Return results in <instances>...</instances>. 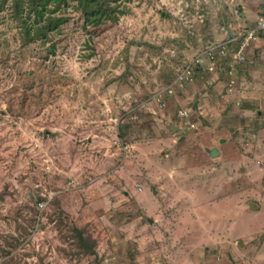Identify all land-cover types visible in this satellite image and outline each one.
<instances>
[{"label":"rangeland","instance_id":"rangeland-1","mask_svg":"<svg viewBox=\"0 0 264 264\" xmlns=\"http://www.w3.org/2000/svg\"><path fill=\"white\" fill-rule=\"evenodd\" d=\"M15 1L0 0V264H264V148L221 128L257 116L264 34L234 74L157 94L210 40L264 15V0H106L96 23L68 0L60 27L33 40ZM219 145L222 157L206 151ZM210 201L226 209L218 231L237 235L170 228Z\"/></svg>","mask_w":264,"mask_h":264},{"label":"crops","instance_id":"crops-1","mask_svg":"<svg viewBox=\"0 0 264 264\" xmlns=\"http://www.w3.org/2000/svg\"><path fill=\"white\" fill-rule=\"evenodd\" d=\"M264 12V11H263ZM261 17V16H260ZM260 17H258L257 19H256V21L260 18ZM256 21H254L253 22V24H255L256 23ZM252 23H251V25H253ZM251 25H249V26H251ZM236 27V26H235ZM232 34H234V32L232 33ZM262 34H264V30L263 31H258V36L254 39V40H252V42L250 43V45L247 47V48H245V52H246V55H247V59L246 60H244V61H242V62H238L236 59H234L231 55H224V54H222L221 52H219V50L217 49L216 51H215V53H216V59H218V61H220V67H219V70L221 71V72H219V70L217 69V71H208V70H204V71H202L201 70V72H200V74L202 73V74H206V73H216L217 75L218 74H222V75H225V73H227V74H234V72L232 71V70H230L229 72H227L229 69L228 68H231V67H234V66H236V65H247V64H251L253 61H252V59L251 58H253L252 56L250 57V53H251V50H252V46H253V42L255 41V40H258V39H260L261 37H262ZM231 35V34H230ZM230 35H224V36H226L225 38H223V39H221V40H219L218 41V39H212V40H210V43H208V44H206L205 46H203L201 49H199L197 52H200V53H203V51L205 50V48L207 47V46H209V45H212V44H219V42H221L222 40H224V39H227V38H229L230 37ZM232 36V35H231ZM195 53L193 56H195L196 54H198V53ZM259 52V51H258ZM263 53H264V48H262V59H264V55H263ZM205 55V54H204ZM192 56V57H193ZM191 57V58H192ZM209 58V57H208ZM207 63H208V61L206 60V58H205V61H204V66H206L207 65ZM221 76V75H220ZM220 76L218 75V82H219V80H220ZM231 76V75H230ZM194 79V77H192L191 79H188V80H186V82H184L182 85H175V88L176 89H179V88H182L183 86H184V84L185 85H187L188 83H190V82H192V80ZM243 90H245V89H243ZM242 90V91H243ZM243 92H245V91H243ZM168 95H170V94H167V97H168ZM259 96H261V98H259ZM246 98H250V96H248V97H246ZM254 100H258V102H259V100L261 101L260 102V104H261V107L257 110V116H253V117H248V119L247 118H244V117H241V119H237V122H234V124L235 125H231V126H223V127H221L222 129H224L225 130V132H229L230 133V127H234L235 129H234V131H235V134H234V136H236V137H243V136H248V133L250 134V137H251V139H250V142H252V143H258V145H259V148H264L263 147V145H264V91H260V94H258V95H255L254 97ZM163 100H166V98H164V99H162V101ZM165 102V101H164ZM166 103V102H165ZM197 106V103H195V106L194 107H196ZM181 109H183V108H181ZM189 111V110H188ZM190 112V111H189ZM191 113V112H190ZM180 115V117H186V116H182L181 114H179ZM226 120V119H225ZM242 120V121H241ZM182 121H183V119H182ZM227 121V120H226ZM250 122V123H249ZM194 124V126H192L191 125V127H195V123H193ZM248 124H249V127H248ZM174 129H177V127H175ZM119 131V130H118ZM118 131H114V134H112V135H114V137H117V136H119V132ZM228 133H225V135L224 136H227L228 137ZM89 139H91L92 137H88ZM181 138L182 139H184L185 138V136L184 135H182L181 136ZM225 138L226 137H221L220 138V141L221 142H224V140H225ZM227 143V142H226ZM108 144H112V140L111 139H106V141L104 142V143H99L98 144V146H103V145H108ZM90 146V145H89ZM222 146V145H221ZM212 147H214V146H212ZM217 148H218V151H219V153L217 154V155H211V153L208 151V148H211V147H206V151L212 156V157H214V158H216V157H222L223 156V154H222V150H221V147H220V145L219 146H216ZM84 149V148H83ZM82 149V150H83ZM95 151V150H94ZM132 171V170H131ZM186 173V172H185ZM127 181H130V180H128L127 179ZM126 181V182H127ZM144 184V183H143ZM134 185V184H133ZM217 188V187H216ZM154 191H157V189L156 188H154ZM210 194H215V192H208V195H210ZM141 195V196H140ZM143 195H150L149 194V190L145 187V185H142V187H141V190H140V193L137 195V200L139 201V203L142 205V203L141 202H143V204H147V200H146V198L145 197H143ZM143 197V198H142ZM213 197V196H212ZM211 198V197H210ZM155 201V204H157V201L156 200H154ZM208 204H209V206H208V208H210L209 209V211H208V214L207 215H202V217H198L197 218V220L196 221H194V225L193 226H190V224H186V225H183V223L181 222V221H184L183 219L182 220H178L177 222L179 223L178 224V226L177 227H171L170 226V228L172 229V230H174L175 232L177 231V236H178V232H191L190 230H192L193 231V229H198V231H199V234H201V233H204L203 235H201L202 237H207L208 239H223V240H225V239H227V237H229V236H234V235H237L238 233H234V234H232V235H228V234H226L225 233V231L227 230V229H225L224 231H221V229H219V231H218V227H219V225L221 224L222 226H225V220H226V218L224 217L225 215H226V209L225 208H223V206H221V205H219V202L218 203H216V202H212V201H210V202H208ZM218 205L219 207H220V209H219V214H217L216 212H213L212 210H211V207L212 206H214V205ZM154 210V209H153ZM258 211H259V209H258ZM257 211V212H258ZM246 213H248L249 215H251V213H255L256 211H255V209L253 210H251V211H245ZM225 218V219H224ZM150 220V222L152 223L153 222V220L154 219H152V218H150L149 219ZM155 220H156V218H155ZM216 221V222H215ZM207 223H209V224H207ZM182 224V225H181ZM180 227V228H179ZM230 230V229H229ZM242 232H246L245 230H243ZM204 241H206V240H203V242ZM196 250H199L203 255H206V252L207 251H205V249H196ZM212 258H214V257H212ZM212 258H209V256H207V259H206V261H205V258L204 259H202L201 258V260H202V263L203 264H205V263H207V264H213V263H210V262H212L211 260H212ZM227 258L228 257H224V259L225 260H227ZM200 260V259H199ZM214 264H217V263H214Z\"/></svg>","mask_w":264,"mask_h":264},{"label":"built area","instance_id":"built-area-1","mask_svg":"<svg viewBox=\"0 0 264 264\" xmlns=\"http://www.w3.org/2000/svg\"><path fill=\"white\" fill-rule=\"evenodd\" d=\"M264 30V15H262L256 22L255 25L243 28L237 33L233 34L227 39L222 40L219 44H212L205 48L203 53H198L189 61H187L182 67L181 71L175 76L171 84L167 85L163 91H158V97H163L165 94H172L175 92V85H182L186 80L199 75L201 70L217 71L220 67V61L216 59L215 51L218 49L224 55H231L238 62H242L247 59L245 48H247L252 40L258 36V31ZM205 54V55H204ZM209 57V58H208ZM208 61L207 65L204 66V61ZM179 114L182 116H188L189 111L180 109ZM120 119L115 120V128L118 131ZM194 125V124H193ZM119 132V131H118ZM115 143L122 147V149H128L129 143L125 140H121V137L115 138Z\"/></svg>","mask_w":264,"mask_h":264},{"label":"trees","instance_id":"trees-1","mask_svg":"<svg viewBox=\"0 0 264 264\" xmlns=\"http://www.w3.org/2000/svg\"><path fill=\"white\" fill-rule=\"evenodd\" d=\"M3 1L4 0H2V2ZM67 1L68 0H16L15 15L23 24L21 30L25 38L27 40H33L37 37L47 38L51 31L58 29L63 19L54 12L62 3L64 4ZM75 1L77 6L82 8L86 21L90 23L100 22L103 15L111 11L106 5V0ZM24 8L28 10L26 14L22 15V12L20 13L19 10ZM30 18L32 19L30 20ZM76 230L78 232V228H76ZM81 232L82 231L79 233Z\"/></svg>","mask_w":264,"mask_h":264},{"label":"water","instance_id":"water-1","mask_svg":"<svg viewBox=\"0 0 264 264\" xmlns=\"http://www.w3.org/2000/svg\"><path fill=\"white\" fill-rule=\"evenodd\" d=\"M208 151L211 153V155H217L219 153L218 148L216 146L208 148Z\"/></svg>","mask_w":264,"mask_h":264}]
</instances>
